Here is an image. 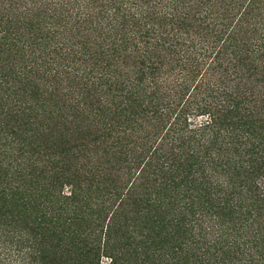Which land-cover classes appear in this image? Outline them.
<instances>
[{
  "label": "trees",
  "instance_id": "16d2710c",
  "mask_svg": "<svg viewBox=\"0 0 264 264\" xmlns=\"http://www.w3.org/2000/svg\"><path fill=\"white\" fill-rule=\"evenodd\" d=\"M0 264H264V0H0Z\"/></svg>",
  "mask_w": 264,
  "mask_h": 264
}]
</instances>
